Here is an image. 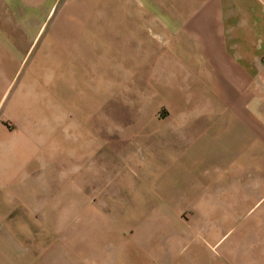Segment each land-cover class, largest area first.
Listing matches in <instances>:
<instances>
[{"label":"crops","instance_id":"1","mask_svg":"<svg viewBox=\"0 0 264 264\" xmlns=\"http://www.w3.org/2000/svg\"><path fill=\"white\" fill-rule=\"evenodd\" d=\"M0 13V42L21 40L48 63L82 46L99 62L106 46V116L123 130L109 157L155 191L115 217L123 230L76 240L68 263L59 217L33 198L30 118L16 102L4 110L0 91V264H131L135 219L161 223L166 248L150 260L173 264L170 231L205 238L250 215L264 222V0H0Z\"/></svg>","mask_w":264,"mask_h":264},{"label":"rangeland","instance_id":"2","mask_svg":"<svg viewBox=\"0 0 264 264\" xmlns=\"http://www.w3.org/2000/svg\"><path fill=\"white\" fill-rule=\"evenodd\" d=\"M5 17L0 13L1 22ZM27 49L21 40L0 42V91H6L2 104L6 110L16 102L17 112L30 118V184L41 186L33 198L59 217L51 223L52 231L66 235L61 249L69 263L76 240H98L109 229L123 230L115 217L134 213L135 201L153 198L155 191L140 189L138 171L109 157L110 134L123 140V130L113 131L106 116V46L98 47L99 62L90 46H82L59 66L46 62L37 48ZM54 70L57 75L48 74ZM253 217L205 238L170 231L174 263L264 264V222ZM160 224L149 219L130 222L126 246L131 264H153L150 256L160 248L164 253L165 244L156 236ZM195 249L199 252L194 254Z\"/></svg>","mask_w":264,"mask_h":264}]
</instances>
